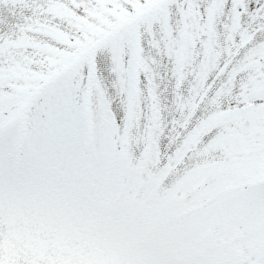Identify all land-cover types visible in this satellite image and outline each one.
<instances>
[{"label":"snow or ice","instance_id":"1","mask_svg":"<svg viewBox=\"0 0 264 264\" xmlns=\"http://www.w3.org/2000/svg\"><path fill=\"white\" fill-rule=\"evenodd\" d=\"M0 264H264V0H0Z\"/></svg>","mask_w":264,"mask_h":264}]
</instances>
